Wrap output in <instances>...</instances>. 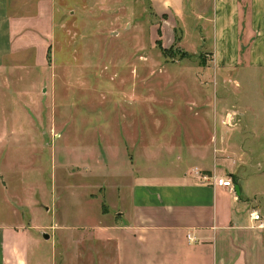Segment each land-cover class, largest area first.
<instances>
[{"label": "rangeland", "instance_id": "obj_1", "mask_svg": "<svg viewBox=\"0 0 264 264\" xmlns=\"http://www.w3.org/2000/svg\"><path fill=\"white\" fill-rule=\"evenodd\" d=\"M248 4L240 3V64L253 37ZM56 6L46 45L32 43L0 66V222L21 219L39 238L30 246L33 264H51V241L60 252L55 217L70 221L84 212L112 222L121 208L120 181L129 185L136 171L195 166L214 156L205 146L213 143L209 131L201 136L185 108L234 109L235 83H226L217 103L210 53H193L183 21L155 13L148 0ZM248 74L240 102L264 106V87ZM262 150L253 157L262 158ZM58 252L55 264H66Z\"/></svg>", "mask_w": 264, "mask_h": 264}, {"label": "crops", "instance_id": "obj_2", "mask_svg": "<svg viewBox=\"0 0 264 264\" xmlns=\"http://www.w3.org/2000/svg\"><path fill=\"white\" fill-rule=\"evenodd\" d=\"M57 1L0 0V66L32 43L46 45ZM148 1L155 13L183 21L182 35L187 45L193 43V53H210L217 103L226 97V83H235L236 89L230 84L229 92L234 109L224 111L217 104L185 108L193 116L188 122L201 136L209 131L213 143L209 137L205 148L214 156L195 166L136 171L129 185L120 181L121 208L112 222L102 223L84 212L70 221L55 217L60 252L51 241L50 262L55 264L58 252L66 264H83L85 256L92 264H264V227H256L251 218L257 211L264 219V106L242 105L238 96L246 78L242 74L251 73L249 81L264 87V0ZM244 2L249 3L248 30L253 37L240 64ZM244 146L254 149L247 152ZM261 147L262 158L256 159L253 154ZM215 177H229L233 189L214 184ZM79 226L86 234L80 235ZM33 241L39 243V238L21 219L0 222V264H33Z\"/></svg>", "mask_w": 264, "mask_h": 264}, {"label": "built area", "instance_id": "obj_3", "mask_svg": "<svg viewBox=\"0 0 264 264\" xmlns=\"http://www.w3.org/2000/svg\"><path fill=\"white\" fill-rule=\"evenodd\" d=\"M214 184L218 186L229 187L230 189H233L234 187L232 180L229 177H215ZM251 218L257 222L256 227H264V219L257 211L251 212Z\"/></svg>", "mask_w": 264, "mask_h": 264}, {"label": "water", "instance_id": "obj_4", "mask_svg": "<svg viewBox=\"0 0 264 264\" xmlns=\"http://www.w3.org/2000/svg\"><path fill=\"white\" fill-rule=\"evenodd\" d=\"M236 190H237V192H238V187H236ZM42 236H43L45 239H47V238L49 237V235H48L47 233H43Z\"/></svg>", "mask_w": 264, "mask_h": 264}]
</instances>
